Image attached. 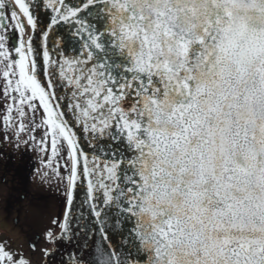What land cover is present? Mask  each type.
<instances>
[{"label": "snow or ice", "instance_id": "1", "mask_svg": "<svg viewBox=\"0 0 264 264\" xmlns=\"http://www.w3.org/2000/svg\"><path fill=\"white\" fill-rule=\"evenodd\" d=\"M5 148L0 264H264V0H0Z\"/></svg>", "mask_w": 264, "mask_h": 264}, {"label": "flooded vegetation", "instance_id": "2", "mask_svg": "<svg viewBox=\"0 0 264 264\" xmlns=\"http://www.w3.org/2000/svg\"><path fill=\"white\" fill-rule=\"evenodd\" d=\"M25 161H27V157L25 158ZM27 169L25 168V164L21 162V159L19 157L18 153H12L9 148H5L4 150V155L0 156V176L6 177L7 180L9 181V187L12 186L13 182V177H19L20 175L25 174ZM4 186L0 185V188H3ZM53 204L54 206L57 204V201L55 199V192L53 191ZM1 200V199H0ZM14 205H10V210H11V217H14L16 215ZM0 227L3 225V223L8 226L9 223L11 224V218H9L7 221H5L4 216V202L3 199L1 200L0 204ZM12 229L11 233H15V230L13 228V225L10 227ZM5 227L4 230L0 228V236H9L11 237L10 234H8V229H6L5 232ZM16 236H14L16 239L22 240V238H19L18 233H15Z\"/></svg>", "mask_w": 264, "mask_h": 264}, {"label": "rangeland", "instance_id": "3", "mask_svg": "<svg viewBox=\"0 0 264 264\" xmlns=\"http://www.w3.org/2000/svg\"><path fill=\"white\" fill-rule=\"evenodd\" d=\"M1 200H2V199H1ZM1 200H0V204H1ZM0 216H1V214H0ZM11 225H12V224L9 223V225L6 226V225L3 223V225H1L0 228L4 230V227H5V231H6V229H8V231H9L8 234H10L11 237H12L13 239H16V238L14 237V236H16V235H15L16 231H15V233H11V231H12V229L10 228ZM5 231H3V232H5Z\"/></svg>", "mask_w": 264, "mask_h": 264}]
</instances>
